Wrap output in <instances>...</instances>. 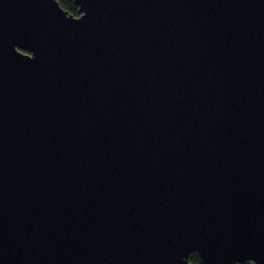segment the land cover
Instances as JSON below:
<instances>
[{"label": "water", "instance_id": "obj_1", "mask_svg": "<svg viewBox=\"0 0 264 264\" xmlns=\"http://www.w3.org/2000/svg\"><path fill=\"white\" fill-rule=\"evenodd\" d=\"M0 0V264H264V0Z\"/></svg>", "mask_w": 264, "mask_h": 264}, {"label": "trees", "instance_id": "obj_2", "mask_svg": "<svg viewBox=\"0 0 264 264\" xmlns=\"http://www.w3.org/2000/svg\"><path fill=\"white\" fill-rule=\"evenodd\" d=\"M62 7L68 10L70 13L78 16V6L74 3V0H59ZM190 263L191 264H203L200 256L196 253L190 256ZM244 264H254L253 262H246Z\"/></svg>", "mask_w": 264, "mask_h": 264}]
</instances>
